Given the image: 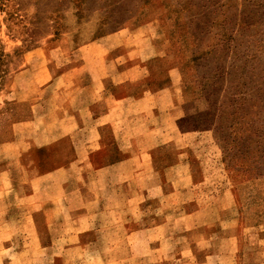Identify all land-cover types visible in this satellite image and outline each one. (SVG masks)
<instances>
[{
	"label": "rangeland",
	"instance_id": "obj_1",
	"mask_svg": "<svg viewBox=\"0 0 264 264\" xmlns=\"http://www.w3.org/2000/svg\"><path fill=\"white\" fill-rule=\"evenodd\" d=\"M100 88L151 109L117 177ZM0 264H264V0H0Z\"/></svg>",
	"mask_w": 264,
	"mask_h": 264
},
{
	"label": "crops",
	"instance_id": "obj_2",
	"mask_svg": "<svg viewBox=\"0 0 264 264\" xmlns=\"http://www.w3.org/2000/svg\"><path fill=\"white\" fill-rule=\"evenodd\" d=\"M108 96L111 97L110 94L107 95V90L100 88L89 105L82 107L83 114L81 117L86 130V133L82 136L83 138L76 140L78 135V132H75L76 130L72 131L70 135L74 138V140L72 139L73 145L79 143L84 147L83 157L80 158L85 162V165L86 161L95 152L100 154V160L102 159L103 162L89 169L92 175L102 176L104 173H108L109 176L114 175L117 177L121 173L119 167L127 165L132 169V165H136L139 159L150 160V157L145 156L144 150L138 145L141 144L139 142H142L147 133L150 134L145 124L149 121L146 117L149 116L151 109L147 106L146 98H130L132 102H140L142 109L127 115V121L122 126L120 121L116 120V117H111L113 113H116V108L108 104ZM91 103H98V105H91ZM138 118H141L142 122L137 123L135 119ZM116 122L120 125H117ZM108 134L110 137H107ZM129 144L133 148V153L127 149ZM113 169L115 173L112 172Z\"/></svg>",
	"mask_w": 264,
	"mask_h": 264
}]
</instances>
